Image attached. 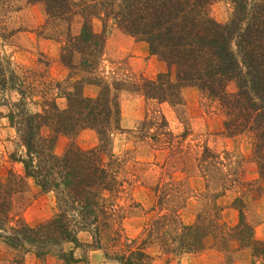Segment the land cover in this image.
Masks as SVG:
<instances>
[{"label": "trees", "instance_id": "trees-1", "mask_svg": "<svg viewBox=\"0 0 264 264\" xmlns=\"http://www.w3.org/2000/svg\"><path fill=\"white\" fill-rule=\"evenodd\" d=\"M28 1L41 3L49 18L67 24L59 60L69 69V77L63 90L47 97L46 92L38 91L43 82L38 83L34 73L27 75L13 67L8 56L0 55V117H6L16 131L19 149L11 152L9 158L22 166V175L10 168L6 181L0 182V241L18 252L8 264H26L24 255L30 252L42 261L56 253L65 263L73 262L72 251L66 252L60 245H76L78 229L105 217L101 213L109 201L105 193L111 196L121 185L111 135L122 130L119 93L123 90L140 92L148 99L178 107L183 105L182 88L194 86L218 101L225 131L229 135H252L259 182L254 190L258 194L264 191V0H231L233 10L225 22H218L209 14L214 0ZM73 20L77 23L74 32ZM96 20L101 24L99 31L93 27ZM109 21L145 41L148 53L164 63L165 68L155 78L108 80L97 74ZM77 72L86 75L69 81ZM59 85L50 80L46 88L58 89ZM89 86H97L98 91L88 93ZM5 94L11 98L15 94L17 99L11 100ZM57 97L65 98L64 107L58 106ZM3 106L6 113L1 110ZM153 117L151 122L157 119ZM160 118V126H166L162 113ZM146 125L147 119L139 130L141 140L146 135ZM83 129L95 131V146L79 147L75 137ZM59 136L70 139L62 154L54 150ZM206 154L209 158L214 156L205 146L201 160ZM199 163L207 183L220 179L202 161ZM26 178H31L41 192L54 195L55 212L35 226L12 213L13 195L21 190ZM254 190L243 191L233 200L238 221L232 227L224 229L215 223L207 224L204 219L185 225L178 213H164L148 229L144 227L147 233L143 244L157 239L166 248L175 241L177 252L195 253L204 248V235L217 230L220 245L226 246L227 239L234 240L239 248L250 249L251 264H264V241L255 239L242 210L244 197ZM158 203L161 205V200ZM158 230H164L161 238L157 237ZM143 244L118 253L121 264H152Z\"/></svg>", "mask_w": 264, "mask_h": 264}, {"label": "rangeland", "instance_id": "rangeland-1", "mask_svg": "<svg viewBox=\"0 0 264 264\" xmlns=\"http://www.w3.org/2000/svg\"><path fill=\"white\" fill-rule=\"evenodd\" d=\"M232 10L231 0H214L209 5V14L218 22H225ZM76 24L73 20V32ZM66 27L59 19L49 18L39 2L0 0V55L8 56L13 67L26 71L27 75L34 73L37 82H43L38 91L46 92L47 97L57 95L68 85L69 69L59 60ZM93 27L99 31L100 22L96 20ZM100 60L97 74L108 80L153 79L165 68L163 62L148 53L145 41L130 36L111 21L107 24ZM81 75L86 74L74 73L69 81ZM50 80L60 83L58 89L46 88ZM97 91V86L87 88L88 93ZM181 94L183 105L173 107L148 99L140 92L119 93L122 130L112 132L111 148L121 185L111 196L105 193L109 201L106 209L100 210L105 217L78 229L76 245L71 242L60 245L64 251H72L73 262L65 263L56 253L42 261L30 252L24 255L26 264H121L116 255L123 249L143 244L147 233L144 227L148 229L164 213H178L185 225L205 220L207 224L215 223L226 229L237 223L238 209L233 207V200L241 192L252 191L259 185L252 135L248 132L229 135L222 124L224 114L218 101L208 98L196 87L185 86ZM5 96L11 98L8 94ZM16 99L13 94L11 100ZM65 103L64 97H57L59 107ZM1 110L6 113L7 108L3 106ZM160 113L166 126H160ZM152 117L157 119L151 122ZM145 119L147 132L141 140V123ZM75 140L84 149L98 143L92 129L81 130ZM16 142L14 127L6 117H0V182L6 181L10 168L22 175L21 164L9 158L11 152L19 149ZM69 142L68 137L59 136L55 152L62 154ZM205 146L214 156L209 158L206 154L205 160H201ZM200 161L220 179L207 183ZM20 188L13 195L15 217L35 226L52 216L55 212L52 192H41L31 178L24 179ZM251 191L243 199L242 210L255 239L264 241V191L260 194ZM104 225L107 227L102 228ZM164 230H158L157 237L161 238ZM216 233L217 230L208 231L203 237L204 248L195 253L177 252L175 241H170L166 248L157 239L143 245L152 264H251L249 248H239L231 239H227L226 246L220 245ZM17 254L0 241V264H8Z\"/></svg>", "mask_w": 264, "mask_h": 264}, {"label": "crops", "instance_id": "crops-1", "mask_svg": "<svg viewBox=\"0 0 264 264\" xmlns=\"http://www.w3.org/2000/svg\"><path fill=\"white\" fill-rule=\"evenodd\" d=\"M90 87V86H89Z\"/></svg>", "mask_w": 264, "mask_h": 264}]
</instances>
